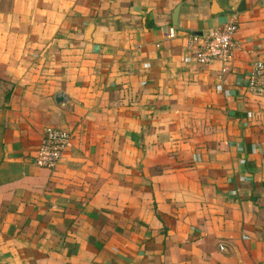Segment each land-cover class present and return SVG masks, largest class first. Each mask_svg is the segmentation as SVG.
Segmentation results:
<instances>
[{
	"label": "crops",
	"instance_id": "0c3cea01",
	"mask_svg": "<svg viewBox=\"0 0 264 264\" xmlns=\"http://www.w3.org/2000/svg\"><path fill=\"white\" fill-rule=\"evenodd\" d=\"M233 15L215 94L186 36ZM255 58L264 0H0V264H264V94L235 80ZM48 127L70 133L54 170Z\"/></svg>",
	"mask_w": 264,
	"mask_h": 264
},
{
	"label": "built area",
	"instance_id": "2783aa9c",
	"mask_svg": "<svg viewBox=\"0 0 264 264\" xmlns=\"http://www.w3.org/2000/svg\"><path fill=\"white\" fill-rule=\"evenodd\" d=\"M239 31L238 17L233 15L229 22L220 27L207 30L202 34H188L184 47L183 61L195 63L206 67L218 62L221 67L213 75L208 86L215 94L222 93L223 86L227 83L229 65L234 59L237 49L235 35ZM167 39H175L176 32L173 28L167 30ZM236 85L243 87L255 95L264 94V60L253 59L247 71L235 74ZM142 84L139 83L138 87ZM251 112H246L245 118L241 121L242 126L250 122ZM233 127V124H229ZM70 141V133L63 128L48 127L32 158L33 164L42 169L54 170L61 161L64 152L67 150ZM233 144L240 145L242 140L235 138L230 140Z\"/></svg>",
	"mask_w": 264,
	"mask_h": 264
},
{
	"label": "rangeland",
	"instance_id": "374dc122",
	"mask_svg": "<svg viewBox=\"0 0 264 264\" xmlns=\"http://www.w3.org/2000/svg\"><path fill=\"white\" fill-rule=\"evenodd\" d=\"M7 88L8 87H7V85L5 83L0 82V104L4 100V96H5V94H6L7 90H8Z\"/></svg>",
	"mask_w": 264,
	"mask_h": 264
},
{
	"label": "water",
	"instance_id": "95a60500",
	"mask_svg": "<svg viewBox=\"0 0 264 264\" xmlns=\"http://www.w3.org/2000/svg\"><path fill=\"white\" fill-rule=\"evenodd\" d=\"M178 10L179 8H176L173 12V14L171 15V21H172V25L173 27H177V15H178Z\"/></svg>",
	"mask_w": 264,
	"mask_h": 264
}]
</instances>
